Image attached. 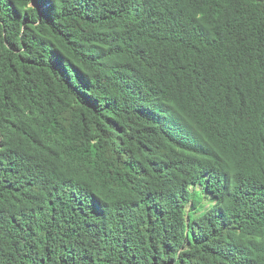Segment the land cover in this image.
<instances>
[{"label":"trees","instance_id":"obj_1","mask_svg":"<svg viewBox=\"0 0 264 264\" xmlns=\"http://www.w3.org/2000/svg\"><path fill=\"white\" fill-rule=\"evenodd\" d=\"M0 264H264V0H0Z\"/></svg>","mask_w":264,"mask_h":264},{"label":"rangeland","instance_id":"obj_2","mask_svg":"<svg viewBox=\"0 0 264 264\" xmlns=\"http://www.w3.org/2000/svg\"><path fill=\"white\" fill-rule=\"evenodd\" d=\"M198 190L200 189V187L197 188ZM204 203L206 204V206L208 205V201L205 199Z\"/></svg>","mask_w":264,"mask_h":264}]
</instances>
